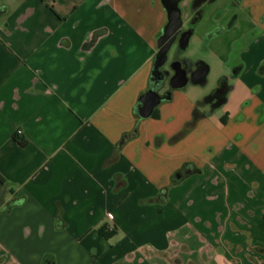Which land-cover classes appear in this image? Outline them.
I'll return each mask as SVG.
<instances>
[{"label":"crops","instance_id":"1","mask_svg":"<svg viewBox=\"0 0 264 264\" xmlns=\"http://www.w3.org/2000/svg\"><path fill=\"white\" fill-rule=\"evenodd\" d=\"M179 8L188 25L193 0ZM0 9V210L19 201L0 211V264H263L264 69L249 74L244 56L264 43V0L202 5L191 36L223 62L255 40L225 75L242 86L237 104L230 84L195 122L193 89L136 114L158 73L162 0ZM254 53L258 67L264 46Z\"/></svg>","mask_w":264,"mask_h":264},{"label":"rangeland","instance_id":"2","mask_svg":"<svg viewBox=\"0 0 264 264\" xmlns=\"http://www.w3.org/2000/svg\"><path fill=\"white\" fill-rule=\"evenodd\" d=\"M187 0H181L178 4L179 7L185 6ZM1 10V9H0ZM3 13V12H2ZM1 15V14H0ZM2 16V15H1ZM243 26V24H242ZM185 28V25L182 26V29ZM255 38L253 37H247L243 39L242 41H238L233 48V51L231 53V58L230 60L226 63L223 62L219 57L211 50L208 48V45L206 44L207 41H203L202 39L198 38L197 35H192L189 44L184 50L180 52V58H186L192 62H196L198 60L204 61L208 64L209 66V72L206 77V80L203 84H193L191 82L187 83L183 89L187 90H194V96L197 97L199 100H201L204 96L211 94L219 85L220 80L225 76V75H230L233 73V70L238 66L236 65V57H238L240 53V47L241 45L243 46H249L254 42ZM264 46V43L260 41V43L257 45L256 43L251 47V50H249L245 54V70L251 73H255L259 70L264 69V62L260 63V65L257 67L255 65V49L257 47ZM175 46L171 47L168 51L167 54V59L171 60L173 56ZM239 64V63H237ZM229 84H234L235 85V91L233 93V103L237 104L241 97V85L238 83V80L234 78L229 79ZM260 85L264 86V81L260 83ZM217 113H221V109L217 108L216 109ZM260 242L264 244V238L260 237ZM254 239V238H253ZM250 241V240H249ZM258 250L262 253H264L263 248H258ZM253 257V251L250 252ZM256 253V252H255ZM257 258H260L261 255L259 253L256 254ZM264 264V260H263Z\"/></svg>","mask_w":264,"mask_h":264},{"label":"water","instance_id":"3","mask_svg":"<svg viewBox=\"0 0 264 264\" xmlns=\"http://www.w3.org/2000/svg\"><path fill=\"white\" fill-rule=\"evenodd\" d=\"M181 0H162L167 13V23L164 26L162 33L157 37V52L154 57L153 76L158 72V68L165 64L167 60L168 51L175 41L176 36L181 32L183 26L182 12L178 4ZM192 30L185 31L181 34L178 44L181 48H186L189 44ZM174 74L170 77L169 85L172 90L183 88L187 83L200 84L209 72V66L206 62L199 60L196 69L190 77L187 76L186 71L180 67V62L172 64ZM169 94L160 95L154 89H148L139 96L138 115L142 118L148 117L157 105L163 100L167 99Z\"/></svg>","mask_w":264,"mask_h":264},{"label":"flooded vegetation","instance_id":"4","mask_svg":"<svg viewBox=\"0 0 264 264\" xmlns=\"http://www.w3.org/2000/svg\"><path fill=\"white\" fill-rule=\"evenodd\" d=\"M210 1L211 0H193L194 22L193 20H191L190 23L188 25H185V28L182 29L181 32L176 36L175 41L171 45V47L175 46L173 56L171 60L167 59L165 64L162 65L160 68H158L157 76L155 77L154 81H152L149 87L150 89L152 88L156 90L160 95H166L168 92L172 90L169 85V80L170 77L174 74L172 64L177 61L180 62V67L186 71L188 77H190L193 71L196 69V65L199 60L196 62H192L186 58H180L179 56L180 52L184 49L179 47L178 40L183 32L192 29H194L195 31V25L200 19V17L198 16L200 15V13L202 14L203 12L202 5ZM161 33L162 31L160 32V34ZM238 67L239 66H237L233 71L235 72ZM229 79L230 77L224 76L223 79L220 81L218 88L215 90L212 100L216 104L224 100L226 92L230 89L231 85L229 84Z\"/></svg>","mask_w":264,"mask_h":264},{"label":"trees","instance_id":"5","mask_svg":"<svg viewBox=\"0 0 264 264\" xmlns=\"http://www.w3.org/2000/svg\"><path fill=\"white\" fill-rule=\"evenodd\" d=\"M239 2H240V0H232V3H239ZM200 16H201V13H200V15H199L198 17H200ZM192 20H193V22H194V16H193ZM216 32H218V30H215V31H213V32H210V33L208 34V37H210L213 33H216ZM222 79H223V78H222ZM222 79H221V80H222ZM221 80H220V81H221ZM204 82H205V80H204L201 84H203ZM219 83H220V82H219ZM214 93H215V91H214L212 94H210V95L204 96L201 100H198V101L196 102V107L194 108L193 116H192V117H193L192 120H193L194 122H195L197 119H199L200 117L206 115L205 112L199 111V107L202 106L204 103H206V102H208V101H212ZM224 100H225V98H224ZM224 100H223V101H224ZM138 107H139V101L137 102L136 114H137V112H138ZM153 116H156V113H155V112L153 113ZM136 135H137V127L135 126V127L133 128V130H131L130 132H126V133H124V134L121 136V138L119 139V141H118L117 144H116V149H117V150L121 149V147L124 146V144H125L126 142H128L130 139H132V138L135 137ZM0 182L2 183V185H4V184L6 183V182L3 181L1 178H0ZM18 203H19V201H17V202H16V201H12V202L8 203L7 206L1 208L0 211H8L9 208H10L11 206L16 205V204H18ZM0 204H1V202H0ZM98 232H99L101 235H103L104 237H110L114 231H112V230L109 231V230H107V227H106L105 225H102V226L99 227Z\"/></svg>","mask_w":264,"mask_h":264},{"label":"built area","instance_id":"6","mask_svg":"<svg viewBox=\"0 0 264 264\" xmlns=\"http://www.w3.org/2000/svg\"><path fill=\"white\" fill-rule=\"evenodd\" d=\"M111 217H113V216L111 215Z\"/></svg>","mask_w":264,"mask_h":264}]
</instances>
